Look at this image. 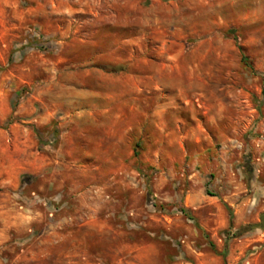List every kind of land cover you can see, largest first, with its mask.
<instances>
[{"label":"rangeland","instance_id":"obj_1","mask_svg":"<svg viewBox=\"0 0 264 264\" xmlns=\"http://www.w3.org/2000/svg\"><path fill=\"white\" fill-rule=\"evenodd\" d=\"M262 214L264 0H0V264H264Z\"/></svg>","mask_w":264,"mask_h":264},{"label":"trees","instance_id":"obj_2","mask_svg":"<svg viewBox=\"0 0 264 264\" xmlns=\"http://www.w3.org/2000/svg\"><path fill=\"white\" fill-rule=\"evenodd\" d=\"M243 62H244L246 65H249V64H248V60H247L246 57H243ZM249 67H250V69H253V68H251L250 65H249ZM263 224H264V214H262V216H261V222H260V224L258 225V227H259V228H263Z\"/></svg>","mask_w":264,"mask_h":264}]
</instances>
